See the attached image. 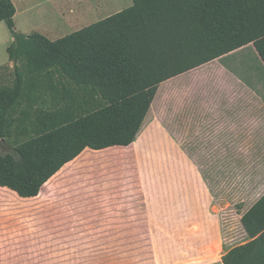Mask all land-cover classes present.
<instances>
[{"label":"crops","instance_id":"obj_1","mask_svg":"<svg viewBox=\"0 0 264 264\" xmlns=\"http://www.w3.org/2000/svg\"><path fill=\"white\" fill-rule=\"evenodd\" d=\"M12 1L20 32L53 41L133 5ZM13 39L1 21L0 53ZM252 45L162 82L130 145L86 148L34 197L0 186V264L51 263L57 237L94 225L130 242L142 227L154 264H223L251 241L242 217L264 196V69L245 68L262 61L245 55Z\"/></svg>","mask_w":264,"mask_h":264},{"label":"trees","instance_id":"obj_2","mask_svg":"<svg viewBox=\"0 0 264 264\" xmlns=\"http://www.w3.org/2000/svg\"><path fill=\"white\" fill-rule=\"evenodd\" d=\"M12 0L0 22L13 41L0 66V186L23 197L86 148L136 139L159 85L253 44L264 63V0H133L58 40L25 34ZM251 241L223 264H264V196L242 217Z\"/></svg>","mask_w":264,"mask_h":264},{"label":"rangeland","instance_id":"obj_3","mask_svg":"<svg viewBox=\"0 0 264 264\" xmlns=\"http://www.w3.org/2000/svg\"><path fill=\"white\" fill-rule=\"evenodd\" d=\"M250 51L256 52L253 45L245 49V55L249 57ZM5 57L8 58L6 50L0 53V62L7 63L8 59ZM250 60V63H245V68L264 69L262 61ZM83 214L80 209L75 213L77 216ZM95 223L96 221H93L90 225ZM89 235V237L80 235L57 237L56 260L52 257L51 263L43 262V264H154L150 238L145 235L142 227L136 242L134 239L130 242L129 238L103 235L96 225L92 227Z\"/></svg>","mask_w":264,"mask_h":264}]
</instances>
